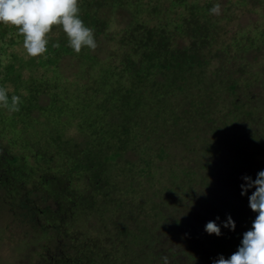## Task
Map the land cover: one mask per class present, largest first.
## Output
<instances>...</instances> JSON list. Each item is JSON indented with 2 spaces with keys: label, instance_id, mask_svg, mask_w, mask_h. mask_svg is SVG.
Listing matches in <instances>:
<instances>
[{
  "label": "trees",
  "instance_id": "1",
  "mask_svg": "<svg viewBox=\"0 0 264 264\" xmlns=\"http://www.w3.org/2000/svg\"><path fill=\"white\" fill-rule=\"evenodd\" d=\"M246 3L79 0L103 55L76 54L59 28L30 57L0 23V86L21 96L0 109L1 238L36 241L33 264H197L184 245L204 238L201 210L243 191L245 143L264 144V19L239 24Z\"/></svg>",
  "mask_w": 264,
  "mask_h": 264
},
{
  "label": "clouds",
  "instance_id": "2",
  "mask_svg": "<svg viewBox=\"0 0 264 264\" xmlns=\"http://www.w3.org/2000/svg\"><path fill=\"white\" fill-rule=\"evenodd\" d=\"M220 4H215L210 13L219 15ZM0 23L14 26L23 36V47L30 57H46L49 37L54 28H61L68 38V46L80 54L82 49L95 51L98 42L94 30L85 25L80 17L79 0H0ZM52 47H59L53 44ZM21 96H9V89L0 86V109L9 114L20 111ZM247 181L242 185V195H247L249 188H256L249 197L251 209L258 213L252 228L243 234L241 246L230 258L220 256L214 264H264V171L257 174V179L243 177ZM219 219V217H217ZM225 228L235 230V221L231 216L224 223ZM208 234L222 235L220 226L215 221L206 224ZM163 264H169L168 257H163Z\"/></svg>",
  "mask_w": 264,
  "mask_h": 264
},
{
  "label": "rangeland",
  "instance_id": "3",
  "mask_svg": "<svg viewBox=\"0 0 264 264\" xmlns=\"http://www.w3.org/2000/svg\"><path fill=\"white\" fill-rule=\"evenodd\" d=\"M229 0H222L223 3L228 2ZM246 4H240V17H239V24L247 25L251 24L256 21H263L264 19V0H246ZM129 18L130 15L128 12L122 15L120 18L116 17L120 21L124 22L126 18ZM59 28H54V30H58ZM13 35L10 34L9 31L5 32V39L11 38ZM98 48L95 52L101 54L104 50H100L102 48V44L98 43ZM103 55V54H101ZM76 60L72 55H68L61 63V67L63 71L69 73L71 70L74 69L73 65L75 64ZM261 128L253 134V138L257 139H264V123L261 124ZM245 143V147L243 148L245 156L249 157L250 165L249 171H251V176H254L255 180L257 179V174L260 171H264V144L253 145L251 141L247 144ZM236 149V148H235ZM134 155H130L129 158L134 159ZM228 160V159H227ZM250 172H246V174ZM253 178V177H252ZM254 178L252 179L254 181ZM242 180V179H241ZM247 181L240 184L246 186ZM236 186L233 183L227 184L224 187V191L220 195L222 198L220 202H214V206H210L206 210H201V212L211 214L212 216L207 217L205 220V226H201L200 232L197 236L204 237L201 239H192L189 241V247L187 244L184 245V253L185 251L190 250V257L197 259V264H214V261L217 260L221 255L224 256L225 259L230 258V256L238 250L241 246V242L243 240V234L249 231L252 228V224L258 215V213L254 212L250 207V200L256 188H249L247 191V195H241L240 192L236 191ZM231 191L238 194V197H242L247 203L248 207H240L234 203L243 202L239 198H233L231 195ZM249 193V194H248ZM228 205H233L232 210L228 207ZM225 206V207H224ZM2 208L0 209V227L9 226V223H12L11 215L6 211V216L1 214ZM238 211H242L238 212ZM231 216L232 219L235 221V230L233 231L230 227L225 228L224 223L227 221L228 217ZM219 217V219H217ZM212 219V220H211ZM209 221H215L221 228L222 235L216 236L215 234H208L205 231L206 223ZM194 225L198 226L201 224L198 220H195ZM192 224V226H193ZM203 229V232H201ZM5 235H0V264H33L36 260V257H39L40 248L35 241L34 244L25 243L23 246H20V249L16 250L12 246L13 242H10V236L14 239L21 238L18 234H12L10 229L5 227L4 230ZM194 237V230L187 232ZM208 235V236H207ZM197 238V237H196ZM10 242V244H9ZM194 243V245H192ZM17 248V247H16ZM193 251V252H191ZM180 255V254H179ZM196 256V257H195ZM187 257V256H186ZM179 261V259H178Z\"/></svg>",
  "mask_w": 264,
  "mask_h": 264
}]
</instances>
